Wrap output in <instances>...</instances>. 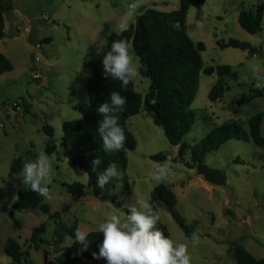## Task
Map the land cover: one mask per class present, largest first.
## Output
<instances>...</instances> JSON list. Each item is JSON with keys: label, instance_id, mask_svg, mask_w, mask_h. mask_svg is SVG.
<instances>
[{"label": "rangeland", "instance_id": "rangeland-1", "mask_svg": "<svg viewBox=\"0 0 264 264\" xmlns=\"http://www.w3.org/2000/svg\"><path fill=\"white\" fill-rule=\"evenodd\" d=\"M129 2L0 0V4L11 8L3 15L0 54L13 68L0 76V264H17L4 253L9 239L17 242L25 255L20 258V264H47L60 247L70 250L68 264H107L104 260L76 261L79 249L68 236L55 247L54 242L58 240L55 225L39 209L13 210L18 192L27 190L23 184L24 164L34 161L41 150L52 152L47 154L54 168V179L48 186L50 195L42 196V203L51 212L58 213L69 227L87 233L98 231V224L108 214L127 213L125 205H130L135 198L149 201L152 190L167 182L177 200L175 211L201 233L198 245H189L191 264H237L232 253L236 245L257 259L264 258V149L251 141L230 140L204 156L203 164L225 174L226 181L221 187L210 185L196 169H186L179 161L172 162L174 177L156 182L147 175L154 164L149 156L169 151L176 157L177 148L169 145L150 117L140 113L127 121V130L136 143L135 149L127 155L124 172L129 192L125 191L121 180H115L113 204L89 195L76 198L62 186L87 183L85 173L69 167L63 156L62 125L81 117L74 107L89 104L86 83L91 80L92 72L85 58L91 53H101L106 39L119 33L115 25ZM257 4L264 9V0H206L199 9L188 11L187 34L194 43L204 44L203 66H229L237 76L236 80L225 79L228 90L216 101H210L208 92L217 74L200 75L199 89L191 105L193 125L185 136L192 148L223 123L237 121L247 131V120L264 114V97L244 105L236 103L247 96L250 89L264 91L255 86L256 81L246 70L250 63L264 65V15L261 31L255 35H249L238 24L240 11H254ZM178 5L179 0H143L142 6L170 12ZM44 17L48 20L43 21ZM46 39L49 42H45ZM229 39L249 43L260 49L261 54L251 56L247 51L221 49L217 45ZM136 62L139 69L137 58ZM33 71L40 72L42 79L32 80ZM132 82L135 92L143 98L149 81L138 75ZM14 103L19 104L18 110L12 108ZM46 127L53 129L52 138L46 135ZM260 129L264 138V117ZM15 159L21 161L18 174L10 172ZM237 159L241 163H236ZM155 211L160 215L157 227L164 228L176 243L185 242L170 214L162 206H157ZM40 225L45 227L42 238L51 245H42L36 251L29 240L32 230Z\"/></svg>", "mask_w": 264, "mask_h": 264}, {"label": "trees", "instance_id": "trees-1", "mask_svg": "<svg viewBox=\"0 0 264 264\" xmlns=\"http://www.w3.org/2000/svg\"><path fill=\"white\" fill-rule=\"evenodd\" d=\"M206 0H179L176 10L161 12L153 8L141 7L139 14L128 31L123 33H113L106 39L105 47L101 53H91L86 56L85 64L92 72L91 80L86 83L88 95V105H78L74 107L81 114L78 120L65 122L62 125V137L60 147L67 165L71 168H78L87 173V183L62 184L65 191L76 197L83 198L87 195L100 202L115 203V196L112 194L115 180L105 185L101 190L97 186L98 175L101 174L108 164L115 163L122 172V184L125 191L129 192L127 177L124 172L128 164V153L133 151L136 143L132 135L127 130L129 118L146 114L150 117L154 125L160 128L171 147L177 148V156L173 157L169 151H162L149 156L152 162H162L171 158L172 162L183 163L186 169H196V164L202 162L204 156L215 152L221 145L230 140L248 142L251 141L256 147L264 149V138L261 135V122L263 113L256 114L246 122L245 131L237 121H228L216 127L204 140L196 147H190L185 136L190 132L193 125V113L191 105L195 100L199 89L200 75L212 76L217 74L215 84L208 92V99L216 101L223 92L228 90L225 79L236 80L235 72L229 66H219L217 68L203 66L201 54L205 47L201 42L194 43L187 34V14L190 8L199 9ZM11 10L8 6L0 4V41L4 38V13ZM264 9L257 4L254 11H240L238 24L242 30L249 35H255L261 31ZM179 22V29L173 27ZM127 40L132 45V53L139 62V75L149 81V87L143 98L135 92L134 84L131 81L126 89L121 87L119 80L103 74V56L111 49V44L115 40ZM49 42V40H45ZM221 49L233 48L240 51H247L249 55L261 54V50L249 43L239 42L229 39L226 42H217ZM13 70L11 62L0 54V76ZM111 92H118L126 98L123 111L119 114V123L123 127L126 141L125 148L118 152H105L102 147V140L98 134L97 127L102 117L98 113V106L110 99ZM264 97V91L250 89L249 94L236 101L238 105L250 103L254 99ZM153 101H155L153 103ZM49 138L53 137V129H44ZM54 149V147H53ZM127 149V151H125ZM47 153L51 154V151ZM190 155L186 160L187 155ZM101 159V164L93 165L95 159ZM236 163H241L238 159ZM21 169L20 159L13 160L10 172L18 174ZM18 201L12 206L15 211L39 209L40 213L46 215L55 225V235L58 241L68 236L73 243L78 246L79 253L76 261L97 260L92 257V253H99V247L103 242V234L98 231L88 233L87 250L81 251L83 245L75 239V227L64 224L56 212H51L49 207L42 203V196L31 191H19ZM149 202L154 210L157 206H162L172 217L177 227L184 237H190L195 231V225H189L175 211L177 204L176 197L172 191V186L167 182H162L156 186L151 194ZM167 236L164 228L159 227ZM45 227L40 225L31 232L29 242L34 250L38 251L40 246L51 244L42 238ZM54 259L47 264H68L70 260V250L66 248H56ZM4 253L15 263L20 264L22 254L17 242L9 239L6 243ZM233 257L237 264H264V258L253 257L246 249L236 245L232 249ZM27 256V255H26ZM99 260H104L103 258ZM106 261V260H104Z\"/></svg>", "mask_w": 264, "mask_h": 264}, {"label": "clouds", "instance_id": "clouds-1", "mask_svg": "<svg viewBox=\"0 0 264 264\" xmlns=\"http://www.w3.org/2000/svg\"><path fill=\"white\" fill-rule=\"evenodd\" d=\"M142 5L143 0H130L115 25L119 33L129 30L132 20L139 14ZM173 27L179 29V22L177 21ZM131 49L132 45L127 40H115L102 60L105 78L119 80L123 89H126L127 85L139 75L138 64ZM246 70L256 81L255 86L264 89V65L250 63ZM125 104V97L118 92H111L110 99L98 106L97 111L102 119L96 131L102 140L105 152H118L125 148L126 136L119 123V114ZM101 162V159H95L93 165L98 166ZM122 175L117 165L110 163L98 175L97 186L103 190L105 185L113 180H121ZM147 175L156 182L174 177L171 158L154 162ZM53 179V164L45 151L41 150L34 161L24 164L23 184L38 195L44 197L50 195L48 186ZM125 207L128 209L127 213L108 214L98 224V232L103 234V242L99 247V253H92L94 259L103 258L107 264H191L192 258L188 249L189 245L196 247L200 242L199 230L193 231L190 237L185 238V242L176 243L157 227L160 215L148 200L135 198L134 202ZM87 236V232L76 228L75 239L83 245L81 251L87 250Z\"/></svg>", "mask_w": 264, "mask_h": 264}, {"label": "water", "instance_id": "water-1", "mask_svg": "<svg viewBox=\"0 0 264 264\" xmlns=\"http://www.w3.org/2000/svg\"><path fill=\"white\" fill-rule=\"evenodd\" d=\"M196 172L210 185L221 187L225 184V174L219 170L208 168L202 162L196 164Z\"/></svg>", "mask_w": 264, "mask_h": 264}, {"label": "built area", "instance_id": "built-area-1", "mask_svg": "<svg viewBox=\"0 0 264 264\" xmlns=\"http://www.w3.org/2000/svg\"><path fill=\"white\" fill-rule=\"evenodd\" d=\"M48 20V18L47 17H44L43 18V21H47ZM20 28L19 27H17V30H19ZM37 48H39V45H37ZM42 79V75H41V73L40 72H38V71H33V73H32V80H41ZM19 104H17V103H14L13 105H12V108H16V110H18L20 107L18 106Z\"/></svg>", "mask_w": 264, "mask_h": 264}]
</instances>
